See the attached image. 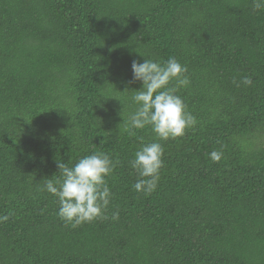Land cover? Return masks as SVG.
Masks as SVG:
<instances>
[{
  "label": "trees",
  "instance_id": "obj_1",
  "mask_svg": "<svg viewBox=\"0 0 264 264\" xmlns=\"http://www.w3.org/2000/svg\"><path fill=\"white\" fill-rule=\"evenodd\" d=\"M169 57L187 66L176 94L198 122L159 141L164 166L145 194L131 162L157 137L123 130L142 87L131 65ZM93 152L114 162L106 218L73 228L39 189L60 176L58 161ZM9 213L0 264H264V10L253 0H0Z\"/></svg>",
  "mask_w": 264,
  "mask_h": 264
},
{
  "label": "clouds",
  "instance_id": "obj_2",
  "mask_svg": "<svg viewBox=\"0 0 264 264\" xmlns=\"http://www.w3.org/2000/svg\"><path fill=\"white\" fill-rule=\"evenodd\" d=\"M253 7L264 10V0H253ZM131 68L132 79L140 81L142 87L134 89L131 100L136 108L124 121L123 130L134 135L133 129L150 126L157 137V140L142 144L131 162L140 177L133 185L134 189L151 194L157 187L160 170L164 166V148L159 141L184 136L186 130L193 128L198 121L187 110L182 97L176 94L180 87L190 84L185 75L187 66L175 57H169L163 62L146 58L143 62L133 60ZM240 83L250 86L252 79L244 76ZM209 155L212 161L218 162L223 153L214 150ZM57 167L60 176L45 180L39 190L57 198L58 217L73 228L97 218H106L105 212L111 197L106 178L114 170L110 156L103 152H93L82 156L72 166L58 161ZM10 215H0V222L7 221ZM112 219H119V212L113 213Z\"/></svg>",
  "mask_w": 264,
  "mask_h": 264
}]
</instances>
